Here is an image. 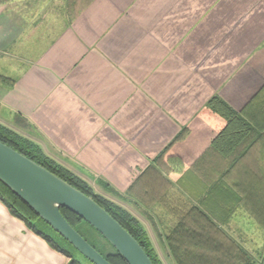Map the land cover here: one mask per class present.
<instances>
[{
	"label": "crops",
	"instance_id": "crops-1",
	"mask_svg": "<svg viewBox=\"0 0 264 264\" xmlns=\"http://www.w3.org/2000/svg\"><path fill=\"white\" fill-rule=\"evenodd\" d=\"M0 75V123L108 184L166 258L171 234L196 264L264 248V0H0ZM68 263L0 200V264Z\"/></svg>",
	"mask_w": 264,
	"mask_h": 264
},
{
	"label": "water",
	"instance_id": "water-1",
	"mask_svg": "<svg viewBox=\"0 0 264 264\" xmlns=\"http://www.w3.org/2000/svg\"><path fill=\"white\" fill-rule=\"evenodd\" d=\"M0 180L93 264H112L61 212L98 230L129 264H154L139 241L93 197L0 140Z\"/></svg>",
	"mask_w": 264,
	"mask_h": 264
},
{
	"label": "trees",
	"instance_id": "trees-1",
	"mask_svg": "<svg viewBox=\"0 0 264 264\" xmlns=\"http://www.w3.org/2000/svg\"><path fill=\"white\" fill-rule=\"evenodd\" d=\"M9 81L10 79L0 75V82L9 83ZM230 112L232 113V117L230 118L226 129L223 130L221 133H219V135L215 139V144L217 145H220L224 140L227 139L234 140L237 136L241 135L239 130L234 129L235 124L240 119H238L237 114L233 110H230ZM230 134L232 138H228L230 137L229 136ZM0 140L8 144L12 148L16 149L17 151L21 152L22 154L28 156L37 163L41 164L42 166L46 167L47 169H49L59 177L63 178L64 180H66L67 182H69L79 190L83 191L87 195L93 197L102 207H104L117 221H119L139 241V243L143 246V248L148 253L149 257L151 258L154 264H162L157 254L155 253L154 249L151 246L147 233L133 215H131L129 212L122 209L121 207L117 206L112 200L96 193L93 187L88 182H86L84 179L79 177L77 174L73 173L71 170L60 165L58 162H56L48 155H46L38 144H36L29 138L19 134L15 130L1 123H0ZM217 149L227 154L229 153L230 150V148H217ZM249 149L250 148H245L244 150L239 152L233 151L232 153H230V155H233L234 156L233 160L237 161L238 159L243 157ZM101 185L109 189L111 192L113 191V189L108 184H104L102 182ZM0 200L3 201L8 206V208L10 209L11 213L14 216L25 221L34 232L43 236L57 250L69 256L71 260L68 264L78 263V261L71 256V252L69 251L68 247L66 248L64 246L59 245V243L55 239H53L50 234L43 231V229L39 226L40 223L43 224L49 231L51 230L56 235H58L59 238L63 240L66 244H68L70 248L75 249L72 246V244H70L63 236H61L58 232H56L22 198H20L17 194H15L1 180H0ZM61 212L64 215V217L68 220V222L75 229H77L85 237V239H87L88 242H90L112 264H129L124 259V257L115 249V247L98 230H96L91 224L85 221L82 217H80L78 214L64 207L61 208ZM85 225H88L93 230H95L105 240V242L109 245L112 251H104L105 246L101 242L100 243L103 247L101 245L99 246L102 249H100L96 245L97 243H95L94 240H90L89 237L81 230V227H83L86 231H88ZM248 264H250L249 261Z\"/></svg>",
	"mask_w": 264,
	"mask_h": 264
},
{
	"label": "rangeland",
	"instance_id": "rangeland-1",
	"mask_svg": "<svg viewBox=\"0 0 264 264\" xmlns=\"http://www.w3.org/2000/svg\"><path fill=\"white\" fill-rule=\"evenodd\" d=\"M93 189L96 193H98L102 196H105L106 198L112 200L117 206H119L122 209L129 212L123 205H121L120 203H118L112 199V197H111L112 192L109 189L103 187L102 185L100 186V189H102V190L97 189L96 187H93ZM105 193H108V194H105ZM136 219L138 220L140 225L143 227V229L147 233L149 240H150V243H151V246L154 249L155 253L157 254V256H158V258L162 264H167L166 262H168V264H196L200 261L199 258L194 256V254H195L194 252H196L197 249L193 250L192 248L185 249V248H181V247L176 248V244L173 241L175 234H171L170 237L168 238V244L170 245L169 252L171 253L172 258H171V260L166 258L165 254L163 253V250H158L157 247L155 246V244L152 240V237L148 233L144 224L138 218H136ZM39 226L43 229V231L50 234L52 236V238L55 239L59 243V245L64 246L66 248L68 247L69 251L71 252V256L75 260L78 261V263H76V264H93L87 258H85L80 252H78L76 249L70 248L68 246V244H66L63 240H61L59 238V236L56 235L53 231H51V230L49 231L41 223ZM85 227L88 229L89 232L86 231L83 227H81V230L89 237L90 240H94V242L97 243L96 245L100 249H102V248L99 245H101V243H102L105 246L104 251H112L111 248L109 247V245L105 242V240L95 230H93L88 225H85ZM233 235L234 236L231 238L226 236L225 239H221L220 244H217V248L215 251H216V254L218 256H216V258H214L213 261H216V262L220 261L221 263L224 262L223 264H248V261L250 262V264H264V248L263 249H255V248L244 249L235 240V237L236 238H237V236L239 237V234H233ZM41 237L44 238L43 236H41ZM237 240L239 241L240 239L237 238ZM47 242L49 243V241H47ZM49 244L51 245V243H49ZM219 245H221V246H219ZM51 246L53 247V245H51ZM222 246H224V247L221 248ZM53 248H55V247H53ZM57 251H59V250H57ZM59 252H61V251H59ZM161 252L163 254H161ZM61 253H63V252H61ZM64 255L67 256L66 254H64ZM67 257L69 258V262H70L71 258L69 256H67ZM211 259H212L211 257H208V258H204L203 261H205V262L211 261L212 262ZM169 260H170V262H169Z\"/></svg>",
	"mask_w": 264,
	"mask_h": 264
}]
</instances>
